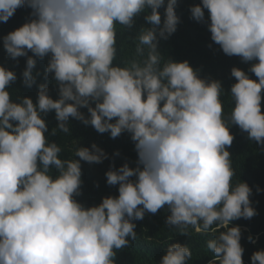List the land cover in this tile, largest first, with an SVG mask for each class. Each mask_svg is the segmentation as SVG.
<instances>
[{
	"label": "clouds",
	"instance_id": "clouds-1",
	"mask_svg": "<svg viewBox=\"0 0 264 264\" xmlns=\"http://www.w3.org/2000/svg\"><path fill=\"white\" fill-rule=\"evenodd\" d=\"M177 2L0 0V22L20 7L32 10L31 19L3 37L11 58L27 57L24 85L36 83L37 58L48 57L45 79L52 74L58 86L57 99L42 83L36 103L29 97L13 102L8 87L17 75L0 66V264H115L116 250L136 239L133 221L165 206L166 223L182 234L190 226L204 233L214 225L225 229L207 241L214 254L209 264H244L241 229L229 225L257 213L249 185L233 184L229 125L264 145V0H202L190 7L224 54L257 61L249 69L257 80L231 69L236 82L227 116L221 81L202 79L187 60L165 59L158 50L160 39L177 29ZM141 13L149 26L134 38V58L114 64L117 25L130 29ZM51 111L66 134L70 117L111 138L131 134L136 167L125 163L105 173L118 196L91 207L77 201L81 161L101 163L108 156L93 143L76 148L79 159H61V147L45 135L43 115ZM191 257L189 247L175 243L159 264H188ZM250 259L264 264V250Z\"/></svg>",
	"mask_w": 264,
	"mask_h": 264
},
{
	"label": "trees",
	"instance_id": "trees-1",
	"mask_svg": "<svg viewBox=\"0 0 264 264\" xmlns=\"http://www.w3.org/2000/svg\"><path fill=\"white\" fill-rule=\"evenodd\" d=\"M201 3L202 0H178L175 10L180 21L177 29L167 39H160L158 50L165 59L177 62L187 60L194 69L199 70L198 75L202 79L221 81L224 89L221 99L224 104V114L227 116L233 106L230 88L236 82L231 76V69L240 68L251 79L257 80L254 73L249 71L252 64L257 61L243 62L239 56L224 54L220 46L211 40L207 23L198 22L191 16L190 7ZM31 11L28 7H20L6 23L0 22V66L14 71L17 75V80L8 87L13 102L29 97L36 103L38 86L42 83L48 85L49 95L53 99L58 98V86L52 74L45 79L48 57L43 60L37 58L33 75L37 72L40 75L37 76L35 84L27 87L22 77L27 57H18L14 60L3 47V37L31 19ZM159 11L163 20L164 8L162 7ZM144 16L145 13L137 16L130 29L117 25L118 52L114 64H122L134 58L136 48L134 38L142 27L149 26ZM205 20L210 23L207 9H205ZM28 55L33 54L29 51ZM261 95V110L264 112V90ZM80 111L85 116L88 115L87 108H81ZM43 118L48 127L45 133L46 138L50 143L55 142L61 147V159H79L74 156L76 148L79 146L90 148L93 143L107 153L108 158L101 163L90 164L81 161L82 184L81 194L76 197L77 201L85 207H91L99 205L103 197L118 196V185H108L105 173L110 167L119 168L125 163H128L129 167H136L138 156L131 134L125 132L117 138H111L110 133H98L91 125L86 126L83 122L71 117L68 121L69 133L66 134L57 128L58 121L54 111L43 115ZM229 130L234 136L233 143L228 148L236 172L233 184L246 182L249 185L252 189L250 200L257 213L250 219L234 220L229 227H240V243L244 248L242 259L244 264H251L252 254L258 250H264V145L249 139L248 133L236 125H229ZM52 174H56L55 168L52 169ZM257 188L260 189L259 192ZM168 215L170 211L165 206L155 214L146 212L142 220L133 221L136 224V239H130L128 246L116 250L115 264H159L167 248L175 243L187 246L191 250L192 257L188 264H209L214 254L207 248V241L225 229L214 225L209 232L204 233L198 227L190 226L187 229L188 233L182 234L179 229L166 223ZM249 237L252 239L250 240Z\"/></svg>",
	"mask_w": 264,
	"mask_h": 264
},
{
	"label": "bare ground",
	"instance_id": "bare-ground-1",
	"mask_svg": "<svg viewBox=\"0 0 264 264\" xmlns=\"http://www.w3.org/2000/svg\"><path fill=\"white\" fill-rule=\"evenodd\" d=\"M106 195V194H105Z\"/></svg>",
	"mask_w": 264,
	"mask_h": 264
}]
</instances>
